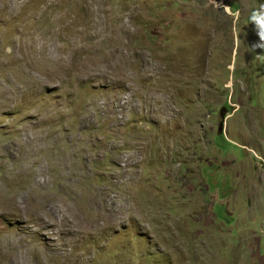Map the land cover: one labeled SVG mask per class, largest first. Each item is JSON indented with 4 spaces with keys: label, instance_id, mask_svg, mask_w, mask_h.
I'll return each mask as SVG.
<instances>
[{
    "label": "rangeland",
    "instance_id": "374dc122",
    "mask_svg": "<svg viewBox=\"0 0 264 264\" xmlns=\"http://www.w3.org/2000/svg\"><path fill=\"white\" fill-rule=\"evenodd\" d=\"M0 264H264V0H0Z\"/></svg>",
    "mask_w": 264,
    "mask_h": 264
},
{
    "label": "bare ground",
    "instance_id": "6f19581e",
    "mask_svg": "<svg viewBox=\"0 0 264 264\" xmlns=\"http://www.w3.org/2000/svg\"><path fill=\"white\" fill-rule=\"evenodd\" d=\"M51 212H53V210H51ZM92 226V225H91Z\"/></svg>",
    "mask_w": 264,
    "mask_h": 264
},
{
    "label": "clouds",
    "instance_id": "9594fccd",
    "mask_svg": "<svg viewBox=\"0 0 264 264\" xmlns=\"http://www.w3.org/2000/svg\"><path fill=\"white\" fill-rule=\"evenodd\" d=\"M231 113V112H230Z\"/></svg>",
    "mask_w": 264,
    "mask_h": 264
}]
</instances>
